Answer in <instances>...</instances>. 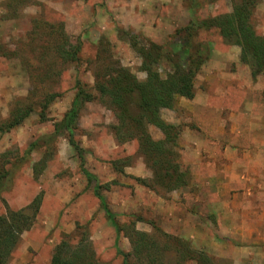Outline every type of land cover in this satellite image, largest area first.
I'll use <instances>...</instances> for the list:
<instances>
[{"label":"rangeland","instance_id":"obj_1","mask_svg":"<svg viewBox=\"0 0 264 264\" xmlns=\"http://www.w3.org/2000/svg\"><path fill=\"white\" fill-rule=\"evenodd\" d=\"M238 1L0 0V127L29 111L0 132V214L41 199L6 264H50L62 240H82L95 260L122 263L67 132L48 136L70 107L76 78L95 98L81 106L74 139L85 167L109 185L101 191L130 264H142L135 231L154 243L139 244L144 263L173 264L188 248L207 264H264V75L252 76L241 47L214 26L185 28ZM251 21L264 36V0H254ZM76 46L68 59L64 51ZM140 47L151 49L163 79L198 65L194 94L158 109L166 132L145 118L127 120L118 141L114 107L94 86L119 67L145 81ZM49 93L57 95L45 105Z\"/></svg>","mask_w":264,"mask_h":264},{"label":"trees","instance_id":"obj_2","mask_svg":"<svg viewBox=\"0 0 264 264\" xmlns=\"http://www.w3.org/2000/svg\"><path fill=\"white\" fill-rule=\"evenodd\" d=\"M253 4L254 0L238 1L234 3L230 13L208 19L194 18L185 28L187 30H195L197 28L214 26L223 37L241 47V54L244 56V59L248 58L251 64L252 76L264 75V36L257 35L253 28L251 21ZM135 43L136 41L133 39V45ZM138 50L143 57L142 69L147 74L145 81H139L127 69L119 67L114 70V73L107 71L101 80L97 78L94 86L95 91L98 92V96L102 100L106 98L114 107V113L119 125H116L113 131L118 141L124 140L119 135L127 120L140 124L138 121L145 118L166 132L169 125L159 119L157 114L158 109L161 107H172L175 95L192 98L194 94L192 78L198 65L188 67L187 69H177L178 72L176 74L169 75L163 79L153 70L152 63L155 62V58H153L151 49L140 47ZM78 51L79 46H76L64 52L68 59H75ZM155 56L158 57L159 53H156ZM73 88L75 92L70 107L64 112L62 118L54 123L53 132L48 136L54 137L59 135L63 130L67 132L68 141L79 157V167L86 178L87 186L91 187L92 193L98 199L100 207L108 217L111 225L115 228L114 244L116 253L121 256V264H130V253L123 251L117 245L120 230L119 225L115 214L110 210L106 198L101 191L102 188H107L109 185L108 183H99L96 175L85 167L84 149L74 139V129L78 123L80 108L84 102L93 100L95 95L78 78L75 79ZM56 95L54 93L47 94L44 104H48ZM28 113L29 111H25V109L21 112L17 111L16 121L10 122L4 129L0 127V132L20 123ZM128 137L130 138L131 136ZM36 143V140L32 141L29 144L28 151L33 149ZM153 143L157 144L159 142ZM40 200V195H38L25 208L9 211L4 215L0 214V264L7 263L10 253L19 242L20 234L31 227L32 219L40 206ZM130 238H133L135 242L137 240L134 255L137 261L143 264L142 256L138 257L136 255L140 250L138 249L139 244L142 247H146L149 246V243L152 247L154 243L148 242L146 240V233L141 231H135L134 235ZM85 247L86 245L82 240L78 241L75 245L62 240L55 247L50 264H110L95 260L93 252L87 253ZM163 251L165 254L167 249L163 248ZM191 253L192 255L190 256L189 254ZM180 254L181 258L174 261L173 264L208 263L205 256L199 255V253L188 248ZM145 262L144 264H162L160 262L156 263L150 257L145 259ZM134 264L138 263L134 262Z\"/></svg>","mask_w":264,"mask_h":264},{"label":"crops","instance_id":"obj_3","mask_svg":"<svg viewBox=\"0 0 264 264\" xmlns=\"http://www.w3.org/2000/svg\"><path fill=\"white\" fill-rule=\"evenodd\" d=\"M208 109H206V111H207ZM209 111V110H208ZM210 112V111H209ZM223 154H225V153H223ZM224 186L225 187H227L228 186V181H226L225 183H224Z\"/></svg>","mask_w":264,"mask_h":264}]
</instances>
